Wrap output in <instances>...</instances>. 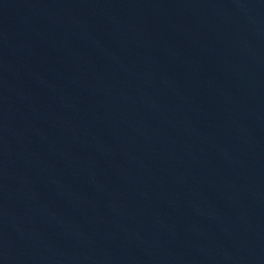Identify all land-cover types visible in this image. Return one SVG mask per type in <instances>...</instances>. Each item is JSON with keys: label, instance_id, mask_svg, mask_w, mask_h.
Returning a JSON list of instances; mask_svg holds the SVG:
<instances>
[{"label": "water", "instance_id": "95a60500", "mask_svg": "<svg viewBox=\"0 0 264 264\" xmlns=\"http://www.w3.org/2000/svg\"><path fill=\"white\" fill-rule=\"evenodd\" d=\"M0 264H264V0H0Z\"/></svg>", "mask_w": 264, "mask_h": 264}]
</instances>
